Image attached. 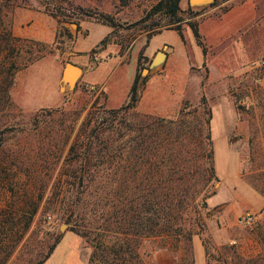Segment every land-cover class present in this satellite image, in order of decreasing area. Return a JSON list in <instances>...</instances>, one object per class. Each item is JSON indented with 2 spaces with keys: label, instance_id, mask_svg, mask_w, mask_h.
Listing matches in <instances>:
<instances>
[{
  "label": "rangeland",
  "instance_id": "rangeland-1",
  "mask_svg": "<svg viewBox=\"0 0 264 264\" xmlns=\"http://www.w3.org/2000/svg\"><path fill=\"white\" fill-rule=\"evenodd\" d=\"M157 2L0 0V43L8 32L18 40V54L0 52V64L39 57L15 72L11 106L0 111V156H18L0 167V264H38L51 248L43 264L88 263L97 246L81 235L90 218L88 198L80 196L79 217L69 219L58 172L91 104L121 107L136 75L146 81L139 114L183 118L182 154L191 148L200 155L205 135L213 151L214 177L197 200L202 227L189 252L182 241L156 238L143 244L142 251L152 252L146 263L194 264L193 247L200 263L202 249L194 242L201 243L206 264L264 263V0H213L200 7L181 0L183 41L172 30L176 25L153 11ZM162 51L164 63L143 77ZM66 63L83 72L72 91L56 93ZM41 109L60 114L52 126L40 123L39 137L33 116ZM52 129L57 133L49 135ZM244 214L254 217L251 226L237 224Z\"/></svg>",
  "mask_w": 264,
  "mask_h": 264
},
{
  "label": "trees",
  "instance_id": "trees-1",
  "mask_svg": "<svg viewBox=\"0 0 264 264\" xmlns=\"http://www.w3.org/2000/svg\"><path fill=\"white\" fill-rule=\"evenodd\" d=\"M180 1L158 0L153 11L168 18L169 25H176L172 30L183 41L179 26L183 21ZM189 27L193 37L198 39L195 26L190 24ZM5 41L0 43V52L6 50L17 55L15 42L18 40L8 32ZM197 45L201 47L198 42ZM38 58L30 55L23 62L14 59L0 64V111L11 106L10 89L15 72ZM145 82V78L139 81L136 75L126 102L119 108L97 109L96 100L91 104L58 172L63 186L60 194L68 196L61 204L69 219L79 217L76 210L82 201L80 196L88 198L87 203H83L91 209L90 218L81 235L91 243L95 241L97 246L93 247L87 264H147L145 260L152 252L142 251L143 244H154L153 239L160 237L182 241L186 254L192 237L199 234L202 227L197 200L214 177L209 136L201 137L198 142L202 147L200 155L191 148H186L182 154L186 136L183 118L165 120L136 111ZM59 114L60 109H41L33 116L39 137L44 133V129H38L40 123L52 126ZM47 133L56 134L57 129ZM177 145L178 151L174 152ZM3 149L1 144L0 151ZM8 157L11 162L18 159V156H0V167L7 165ZM53 249L38 264L45 263ZM240 261L264 264L257 263L256 259L240 258Z\"/></svg>",
  "mask_w": 264,
  "mask_h": 264
},
{
  "label": "water",
  "instance_id": "water-1",
  "mask_svg": "<svg viewBox=\"0 0 264 264\" xmlns=\"http://www.w3.org/2000/svg\"><path fill=\"white\" fill-rule=\"evenodd\" d=\"M213 2V0H188V5L191 7H200L209 5ZM166 59L165 52H157L153 57L148 69H144L142 72V76L144 77L147 72L150 70L161 66ZM82 75V68L73 64L66 63L62 69L61 80L59 83V92H68L72 91L78 80Z\"/></svg>",
  "mask_w": 264,
  "mask_h": 264
},
{
  "label": "crops",
  "instance_id": "crops-1",
  "mask_svg": "<svg viewBox=\"0 0 264 264\" xmlns=\"http://www.w3.org/2000/svg\"><path fill=\"white\" fill-rule=\"evenodd\" d=\"M74 64V63H73ZM82 72H83V70H82ZM61 74H62V71H61V73L59 74V77H58V80H57V84H56V93H59V83H60V80H61ZM62 243V241L60 242V244ZM196 243H197V245L200 247V249H202V254H203V256L201 257H199L198 259H200V263H198L197 262V257H196V248H194L193 247V249H194V264H206V260H205V252H204V249H203V247H202V245H201V243L200 242H194V245H195V247H196ZM59 245V244H58ZM58 245L56 246V248L58 247ZM56 248H55V250H54V252L56 251ZM53 252V253H54ZM53 255V254H52ZM51 255V256H52ZM51 256L49 257V258H51ZM63 264H73L72 262H63ZM158 264H161V262H160V260H158ZM168 264H174V262H173V260H171V259H169L168 260Z\"/></svg>",
  "mask_w": 264,
  "mask_h": 264
},
{
  "label": "built area",
  "instance_id": "built-area-1",
  "mask_svg": "<svg viewBox=\"0 0 264 264\" xmlns=\"http://www.w3.org/2000/svg\"><path fill=\"white\" fill-rule=\"evenodd\" d=\"M93 90V87H90ZM254 222V217L251 214H244L237 218V224L240 226H251Z\"/></svg>",
  "mask_w": 264,
  "mask_h": 264
}]
</instances>
